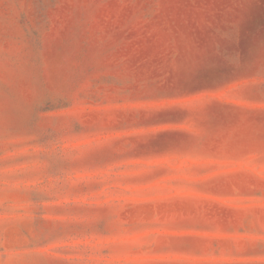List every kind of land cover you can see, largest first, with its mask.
Returning <instances> with one entry per match:
<instances>
[{"label": "rangeland", "instance_id": "obj_1", "mask_svg": "<svg viewBox=\"0 0 264 264\" xmlns=\"http://www.w3.org/2000/svg\"><path fill=\"white\" fill-rule=\"evenodd\" d=\"M0 264H264V0H0Z\"/></svg>", "mask_w": 264, "mask_h": 264}]
</instances>
